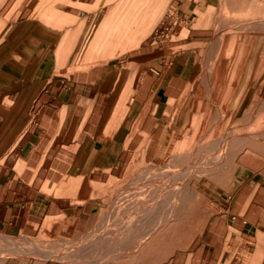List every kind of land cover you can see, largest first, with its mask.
<instances>
[{"label": "crops", "instance_id": "1", "mask_svg": "<svg viewBox=\"0 0 264 264\" xmlns=\"http://www.w3.org/2000/svg\"><path fill=\"white\" fill-rule=\"evenodd\" d=\"M31 1L0 0V237L79 241L119 181L192 146L205 123L216 128L219 98L205 80V36L178 7L168 36L153 30L146 47L117 64L79 66L83 38L29 31ZM97 3L66 4L90 27ZM235 88L229 121L251 87ZM245 171L234 168L217 216L152 232L128 258L105 264H152L144 257L157 248L165 255L153 264H264V173ZM0 264L73 263L34 254L0 256Z\"/></svg>", "mask_w": 264, "mask_h": 264}, {"label": "rangeland", "instance_id": "2", "mask_svg": "<svg viewBox=\"0 0 264 264\" xmlns=\"http://www.w3.org/2000/svg\"><path fill=\"white\" fill-rule=\"evenodd\" d=\"M66 3L32 0L28 27L83 38L76 48L79 66L117 64L146 47L153 30L168 36V19L177 7L192 15L208 43L202 54L205 80L216 87L221 110L216 128L211 121L205 123L192 146L119 181L96 226L81 240L0 237L3 257L37 254L43 260L105 264L128 258L152 232L172 233L184 221L195 228L217 216L224 198H231L225 187L238 163H244L246 174L264 173V0H99L102 9L90 27L85 18L72 15L74 9ZM247 85V100L235 121H229L233 102L228 93L236 86L234 92L241 94ZM255 92L261 96L253 99ZM164 255L165 250L157 248L144 258L153 264Z\"/></svg>", "mask_w": 264, "mask_h": 264}]
</instances>
